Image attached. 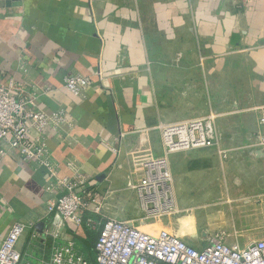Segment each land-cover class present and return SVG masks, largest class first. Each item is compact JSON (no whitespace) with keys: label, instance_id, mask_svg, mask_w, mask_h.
I'll use <instances>...</instances> for the list:
<instances>
[{"label":"crops","instance_id":"obj_1","mask_svg":"<svg viewBox=\"0 0 264 264\" xmlns=\"http://www.w3.org/2000/svg\"><path fill=\"white\" fill-rule=\"evenodd\" d=\"M71 74L89 82L81 97L64 87ZM10 79L37 92L38 108L71 116L73 127L60 136L45 130L47 144L59 176H86L102 215L90 204L80 215L93 218L94 228L61 220L48 208L56 194L48 190L47 170L15 150L0 152V244L20 220L27 224L18 243L22 262L47 264L57 233L95 264L103 216L128 221L145 208L133 188L142 171L137 154H163L159 126L168 121L157 84H191L192 98L205 100L204 113L219 114L220 146L255 140L261 125L245 110L264 100V0H0V82ZM229 81L241 83L237 107L253 100L236 109L232 123L222 89ZM190 155L168 157L173 195L181 179L198 173L204 188L213 178L224 181L221 171L172 169ZM245 161L264 164V153Z\"/></svg>","mask_w":264,"mask_h":264},{"label":"built area","instance_id":"obj_2","mask_svg":"<svg viewBox=\"0 0 264 264\" xmlns=\"http://www.w3.org/2000/svg\"><path fill=\"white\" fill-rule=\"evenodd\" d=\"M88 86L87 78L82 75L71 74L64 79V87L75 96H83ZM37 95L14 79L6 84L0 82V152L15 150L22 161L47 170L51 178L48 190L56 194L48 205L49 210L54 209L63 221L94 228L93 218L83 220L80 215L90 204H94V214L102 215V206L87 186L89 180L79 170L71 176L58 175V165L52 159L45 134L47 128H52L60 136L59 131L65 126L73 127V120L62 109L47 113L38 108ZM159 130L163 154L158 157L149 152L137 154L140 158L136 161L142 171L133 188L145 208L167 210V192L172 183L168 154L211 147L214 139L210 121L161 124ZM99 225L93 250L95 264H264V238L241 247L219 236L210 238L202 247H195L165 230L147 232L127 220L103 216ZM26 230L27 224L23 221L17 220L11 225L0 244V264H29L21 261L18 247ZM52 235L54 243L47 264H90L74 240L63 239L57 233Z\"/></svg>","mask_w":264,"mask_h":264},{"label":"rangeland","instance_id":"obj_3","mask_svg":"<svg viewBox=\"0 0 264 264\" xmlns=\"http://www.w3.org/2000/svg\"><path fill=\"white\" fill-rule=\"evenodd\" d=\"M181 40L188 38L185 36ZM157 85L163 86V90H159L158 102L165 105V119L168 120L162 125L210 121L213 130L214 145L207 149L199 147L190 150L192 155L175 162L172 169L181 172L212 170V176L221 171L225 175L224 181L221 183L213 178L211 188H204L203 176L199 177L198 173L195 179H181L180 190L174 195L171 183L167 192L169 201L166 202L169 209L149 206L128 221L147 232L165 230L195 247H202L210 238L219 236L227 243L241 247L264 238V164L256 166L245 161L247 157L264 153V100H255L254 106L250 105L253 100H245L249 102L245 104L247 106L237 107L242 103L235 90L240 88L241 83L229 81L223 84L222 89L228 91V122H234L237 108L241 110L252 106L245 111L255 116L252 119H256L261 129L255 133V140L245 146L222 147L221 131L217 125L219 114L204 113L205 100L202 97L192 98L191 84L177 81ZM203 85L199 84L196 90L203 92ZM218 93L219 90H216L215 94ZM233 131L230 135H235ZM186 152L169 153L167 160L170 155L178 158Z\"/></svg>","mask_w":264,"mask_h":264}]
</instances>
